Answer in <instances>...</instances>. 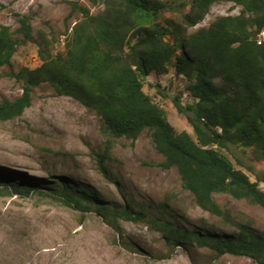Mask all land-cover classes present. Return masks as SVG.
Returning <instances> with one entry per match:
<instances>
[{"label":"trees","instance_id":"1","mask_svg":"<svg viewBox=\"0 0 264 264\" xmlns=\"http://www.w3.org/2000/svg\"><path fill=\"white\" fill-rule=\"evenodd\" d=\"M99 1L88 0L92 5ZM220 1L101 0L104 9L95 15L70 2L71 12L79 11L81 18L64 36L63 50L55 51L54 44L41 37L38 66L11 73L22 83V94L0 102V122L20 117L30 106L34 89L47 84L57 96L72 98L93 112L108 138L134 142L148 131L163 158L159 167L174 168L194 203L236 232L210 231L205 225L189 228L172 218H145L134 212L130 201L119 206L94 200L84 183L72 193L69 187L76 186L72 181L36 185L0 173V195L36 193L68 208L93 212L112 225L118 220H143L171 249L186 250L195 244L216 255L243 256L264 264V234L251 229L249 221L234 223L214 198L228 194L264 209V192L259 188L264 183V0H225L239 8L238 14L219 16L207 27L194 29ZM186 7L189 10L182 13ZM165 13L178 19L165 18ZM32 41L27 16H18L15 29L0 25V69H11L17 49ZM170 70L186 82L188 101L182 104L178 95L174 101L191 133H176L162 105L144 91L150 75ZM242 149L252 150L263 162L262 171L254 173L255 181L232 162L238 161L234 152ZM165 211L161 205L159 213Z\"/></svg>","mask_w":264,"mask_h":264},{"label":"rangeland","instance_id":"2","mask_svg":"<svg viewBox=\"0 0 264 264\" xmlns=\"http://www.w3.org/2000/svg\"><path fill=\"white\" fill-rule=\"evenodd\" d=\"M166 1L188 3V0ZM70 2L87 7L92 15L104 9L101 0L97 5L88 0H0L3 5L0 25L15 29L18 16L25 15L34 38L17 49L11 69H0V102L22 94V83L11 73L38 66L37 42L42 36L54 44L55 51L63 50L64 36L81 18L79 11L71 12ZM188 10L186 7L181 12ZM238 12L233 3L221 0L211 6L205 19L194 29L207 27L219 16ZM164 17L178 19V15L170 13ZM179 79L171 70L160 76L150 75L144 91L162 105L176 133H191L175 106L176 95L182 104L188 101L186 82ZM234 153L238 159L232 160L235 168L255 181L254 173L263 169L261 158L250 149ZM162 160L148 131H143L134 142L108 138L102 134L100 121L93 112L72 98L57 96L47 84L34 89L31 104L20 117L0 122L1 175L29 180L36 185L42 181L60 186L58 180L64 184L72 181L76 184L69 187L72 193L79 192L84 183L92 191L94 200L119 206L130 201L134 212L143 213L145 218H172L189 228L205 225L210 231L213 228L225 234L236 232L235 227H225L221 217L200 209L182 189L177 171L159 167ZM259 188L264 192V183ZM214 198L234 223L249 221L251 229L264 234L262 207L228 194H216ZM161 205L166 211L159 213ZM0 264L257 263L243 256L216 255L195 244H189L186 250L171 249L160 232L143 220H118L112 225L93 212L68 208L46 196L10 193L0 195Z\"/></svg>","mask_w":264,"mask_h":264},{"label":"clouds","instance_id":"3","mask_svg":"<svg viewBox=\"0 0 264 264\" xmlns=\"http://www.w3.org/2000/svg\"><path fill=\"white\" fill-rule=\"evenodd\" d=\"M263 34H264V33H261V36H262V37H263Z\"/></svg>","mask_w":264,"mask_h":264}]
</instances>
